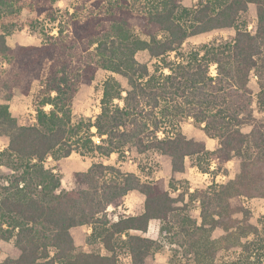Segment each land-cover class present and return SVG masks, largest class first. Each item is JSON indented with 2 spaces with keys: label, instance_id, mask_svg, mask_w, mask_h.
<instances>
[{
  "label": "trees",
  "instance_id": "16d2710c",
  "mask_svg": "<svg viewBox=\"0 0 264 264\" xmlns=\"http://www.w3.org/2000/svg\"><path fill=\"white\" fill-rule=\"evenodd\" d=\"M56 1L0 0V20L25 8L55 20ZM180 3L73 0L67 25L39 46L12 48L7 33H0L4 72L25 96L34 83L39 86L36 124L21 126L0 150V242L13 241L19 251L0 264H118L122 247L133 263L142 264L152 248L145 236L150 222H159L167 242L184 246L191 223L185 211L195 201L202 223L222 228L226 236L245 222L252 231L242 236L252 238L241 245L239 264H264V216L259 227L249 224L242 201L264 198V0H199L182 10L187 25L177 16ZM250 5L254 32L237 27ZM228 28L236 29L232 42L178 56L189 37ZM141 52L156 61L152 71L137 59ZM99 70L125 78L128 88L108 78L94 122L75 123L74 99ZM252 77L256 94L249 87ZM0 117L11 120L7 105H0ZM187 119L217 139L218 147L209 151L203 141L187 138L180 127ZM130 148L168 157L173 174L184 173L186 158L195 156L202 172L215 163L217 175L233 159L239 170L226 183L195 190L185 202L186 192L171 197L161 179L142 180L102 162L74 172L73 186L63 190L59 175L45 165L48 158L58 161L72 153L121 157ZM1 168L11 174L8 180ZM133 191L144 196L143 211L110 220L107 208L120 207ZM82 226L91 227L89 239L104 253L78 251L70 231Z\"/></svg>",
  "mask_w": 264,
  "mask_h": 264
},
{
  "label": "rangeland",
  "instance_id": "374dc122",
  "mask_svg": "<svg viewBox=\"0 0 264 264\" xmlns=\"http://www.w3.org/2000/svg\"><path fill=\"white\" fill-rule=\"evenodd\" d=\"M199 0H181L180 11L177 16L179 20L186 25L188 24V15L182 10L193 9ZM73 0H57L54 3V17L48 14L37 15L34 11L27 8L17 12L13 16L0 20V33H7V44L14 48L16 46L34 45L39 46L44 42L47 35H53L55 28L67 25L66 12L72 11ZM181 13V14H180ZM238 28H246L249 32H254L256 28V12L254 5H250L248 11L242 14L237 24ZM235 28L219 29L208 33L189 37L178 50L179 57H188L192 52L202 50L205 46L223 45L232 42L235 36ZM137 59L149 65L151 71L155 67V60L149 59L146 53H139ZM6 64L0 63V105H7L11 115V120L0 117V150L5 148L10 138L17 132L21 126H29L36 124V107L35 97L38 93L39 86L37 83L32 85L29 95L21 94L17 85V81L13 76H8L4 71ZM210 72L215 75V66L210 67ZM116 79L124 89L128 88L125 78L110 73L106 70H99L96 74L94 82L90 86H83L76 95L73 108L72 119L77 123L82 120L94 122L95 117L100 113V100L102 97L103 83L108 78ZM249 87L254 94L257 93L258 87L256 78L252 77ZM255 108V106H254ZM46 110L49 107L45 108ZM182 132L189 139H199L202 134L200 126L194 124L192 119L184 120L180 124ZM92 132L95 129L92 128ZM205 137V136H204ZM96 143L98 138H94ZM199 141V140H198ZM218 147V140L210 142L207 150L212 151ZM200 157H191L186 159V171L184 174H173L170 168V159L162 156L157 152H146L138 154L134 148L128 149L125 154L119 157L117 154L109 158H99L93 154L79 155L72 153L69 157L54 161L48 158L45 165L52 168L61 178L60 188L63 190L70 189L73 184V173L86 170L91 164L102 162L105 165H112L119 168L122 172L136 171L142 180L161 179L165 182L168 189L180 188L181 193L186 192L189 181L197 185L196 189H205L212 185L211 183H221L234 178L238 172L236 159L229 161L226 166L221 169V175H225V179L215 178V166L210 167L207 178L201 180L196 175L198 169L197 163ZM1 177L8 180L11 174L5 168H1ZM218 179V180H217ZM2 180V181H3ZM221 181V182H220ZM195 182L197 184H195ZM243 207L248 213L247 220L249 224L259 227L261 218L264 216V198H242ZM144 197L139 193L128 195L121 208L111 213V220L114 217H122L123 211H130V216L137 215L141 212ZM181 206V205H180ZM185 215L190 219L191 223L187 226L189 234L182 236L186 242L184 246H179L176 241L167 242L164 236L159 233L160 224L158 221H152L149 225L148 232L145 234L152 241V248L149 255L142 264H239L242 256L241 245L246 239H251L250 234L244 238L243 233L252 231L245 222L240 223V229L233 230L229 235H225L222 228L211 229L209 224L204 225L200 217V210L197 202L190 204L185 211ZM245 212L239 214L240 220L244 218ZM115 220V219H114ZM244 220V219H243ZM91 232L86 227H77L71 230V235L75 241L78 251L83 252H101L104 250L99 242H93L89 239ZM241 237V238H240ZM19 251L14 246L13 241L0 242V260L5 258H17ZM118 264H141L133 263L125 247L119 251Z\"/></svg>",
  "mask_w": 264,
  "mask_h": 264
},
{
  "label": "crops",
  "instance_id": "0c3cea01",
  "mask_svg": "<svg viewBox=\"0 0 264 264\" xmlns=\"http://www.w3.org/2000/svg\"><path fill=\"white\" fill-rule=\"evenodd\" d=\"M9 46V45H8ZM202 132V136L201 137H199V139H194V140H199V141H203L204 143H205V145H206V147H207V145L210 143V142H214V139H211V138H208L205 134H204V132L203 131H201ZM205 136V137H204ZM207 149V148H206ZM113 155H115V154H112L111 156H113ZM110 156V157H111ZM187 159V158H186ZM104 164V163H103ZM91 166V165H90ZM89 166V167H90ZM185 166H186V160H185ZM212 166H215V163H211V165H210V167H212ZM88 167V168H89ZM87 168V169H88ZM171 168V167H170ZM186 168H187V166H186ZM86 169V170H87ZM86 170H84V171H86ZM185 171H186V169H185ZM196 172V175H197V177H198V179L200 180L199 181V184H201V180H202V178L203 179H205V178H207V176H208V174L206 173V172H203V173H199V172H197V170L195 171ZM131 173H134V174H136L137 175V172L136 171H131ZM185 173V172H184ZM184 173H182V174H184ZM178 174V173H177ZM177 174H175V175H177ZM181 175V174H180ZM138 176V175H137ZM225 175H221V174H217V176L215 177V178H221L222 180H224L225 179ZM157 180V179H156ZM218 180V179H217ZM221 182V181H220ZM224 183V181H222L221 183H219V184H223ZM195 184H197L196 182H195ZM211 184H213V182L211 183ZM215 184H218V183H215ZM188 185H189V187H188V189H187V191H186V193H185V202L188 200V197H189V194H191V193H193L195 190H197L196 188H197V185H194V183L193 182H191V181H189V183H188ZM166 187H167V185H166ZM167 190H168V192H169V194H170V196L171 197H173V198H177L180 194H182L181 193V190H180V188L178 187V188H175V189H168L167 188ZM134 193H136L135 191H133V192H130L128 195H133ZM138 193V192H137ZM140 194V193H139ZM127 195V196H128ZM126 196V197H127ZM143 196V195H142ZM144 197V196H143ZM126 199V198H125ZM125 202V201H124ZM195 202H197L198 203V201H195ZM193 203V202H192ZM124 204V203H123ZM143 205H144V202H143ZM178 205H181V203H178ZM122 206V205H121ZM121 206L120 207H118V208H121ZM198 206H199V203H198ZM118 208H116V209H118ZM115 208H113V207H108L107 208V212H108V216H109V218H110V220H111V213L113 212V211H111V210H116ZM200 210V209H199ZM131 211V210H130ZM130 211H123L124 212V214H126V215H124V216H130L129 214H130ZM143 211V206H142V210H141V212ZM111 212V213H110ZM140 212V213H141ZM139 213V214H140ZM124 216H122V217H124ZM133 216V215H132ZM119 218V217H118ZM118 218L117 217H114L113 216V221H116V220H118ZM115 219V220H114ZM152 222V221H151ZM150 222V223H151ZM82 227H86L87 228V230H88V232H92V229H91V227H88V226H82ZM74 229V228H73ZM72 230V229H71ZM71 232V231H70ZM91 234V233H90ZM17 257H18V255H17Z\"/></svg>",
  "mask_w": 264,
  "mask_h": 264
},
{
  "label": "built area",
  "instance_id": "2783aa9c",
  "mask_svg": "<svg viewBox=\"0 0 264 264\" xmlns=\"http://www.w3.org/2000/svg\"><path fill=\"white\" fill-rule=\"evenodd\" d=\"M57 30H58L57 28H55V29L53 30V32H52L53 35H52V36H57Z\"/></svg>",
  "mask_w": 264,
  "mask_h": 264
}]
</instances>
